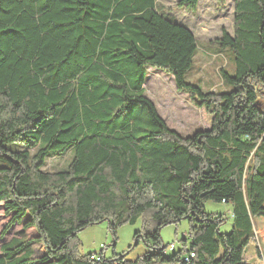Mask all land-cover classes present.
I'll list each match as a JSON object with an SVG mask.
<instances>
[{
  "label": "trees",
  "instance_id": "16d2710c",
  "mask_svg": "<svg viewBox=\"0 0 264 264\" xmlns=\"http://www.w3.org/2000/svg\"><path fill=\"white\" fill-rule=\"evenodd\" d=\"M234 4V33L221 43L235 71L222 70L231 89L215 93L186 81L196 36L158 0H0L3 237L21 225L0 264H250L253 239L264 259V0ZM150 66L172 74L212 125L187 136L170 127L146 93ZM71 147L66 169L43 170ZM207 201L233 204L230 232ZM140 218L134 245L150 249L135 258L132 246L112 259L71 244L95 222L116 235ZM182 220L188 237L165 243L161 229Z\"/></svg>",
  "mask_w": 264,
  "mask_h": 264
},
{
  "label": "rangeland",
  "instance_id": "374dc122",
  "mask_svg": "<svg viewBox=\"0 0 264 264\" xmlns=\"http://www.w3.org/2000/svg\"><path fill=\"white\" fill-rule=\"evenodd\" d=\"M180 1L158 0V7L168 17L176 18L189 27L196 36L198 49L193 68L185 75L186 81L200 86L203 91L218 93L230 90L231 86L225 82L222 70L234 73V53L229 46L223 45L221 40L225 31L230 34L234 33L235 0H199L194 9L180 4ZM147 77L146 93L155 102L160 114L170 127L176 129L181 135L187 136L212 125L214 115L205 106L197 104L188 92L178 89L172 74L150 66ZM74 154V147L64 153H50L46 158L43 170L66 169ZM5 164L6 161L0 157V165ZM205 207L209 212H219L227 216V220L221 224V230L223 232L232 230L234 222L232 203L207 201ZM5 224L4 206L0 202V247L4 241L13 236L15 230L21 227V225H14V228L3 237L2 231ZM142 224V218L135 225L124 223L118 226L115 235L109 229L107 220L95 222L80 230L71 244L78 246L76 251L81 250L84 253L104 249L106 255L112 259H116L115 253L128 251L132 246L128 251V257L135 258L150 249L142 239L137 245H134V232L137 228H141ZM188 231V222L182 220L180 223L165 225L161 229V234L165 243L175 242L179 248L181 239L188 237ZM33 247L35 249L34 257L41 256L46 252V247L42 243H35ZM245 260L250 264H264L256 239L251 240L246 247Z\"/></svg>",
  "mask_w": 264,
  "mask_h": 264
},
{
  "label": "built area",
  "instance_id": "2783aa9c",
  "mask_svg": "<svg viewBox=\"0 0 264 264\" xmlns=\"http://www.w3.org/2000/svg\"><path fill=\"white\" fill-rule=\"evenodd\" d=\"M173 247H174V243L170 245V248H173ZM194 256H195V253L191 252L190 255H188V257H186V260H189V259L193 258ZM92 257L97 259V260L101 259V256L98 254H93Z\"/></svg>",
  "mask_w": 264,
  "mask_h": 264
},
{
  "label": "crops",
  "instance_id": "0c3cea01",
  "mask_svg": "<svg viewBox=\"0 0 264 264\" xmlns=\"http://www.w3.org/2000/svg\"><path fill=\"white\" fill-rule=\"evenodd\" d=\"M148 70H149V67L147 68V72H148ZM148 78V77H147ZM146 85V84H145Z\"/></svg>",
  "mask_w": 264,
  "mask_h": 264
}]
</instances>
